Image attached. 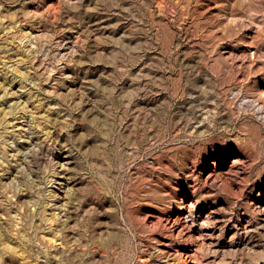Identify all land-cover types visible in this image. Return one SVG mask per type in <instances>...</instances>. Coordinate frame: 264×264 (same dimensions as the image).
Wrapping results in <instances>:
<instances>
[{"label":"rangeland","instance_id":"rangeland-1","mask_svg":"<svg viewBox=\"0 0 264 264\" xmlns=\"http://www.w3.org/2000/svg\"><path fill=\"white\" fill-rule=\"evenodd\" d=\"M0 264H264V0H0Z\"/></svg>","mask_w":264,"mask_h":264}]
</instances>
